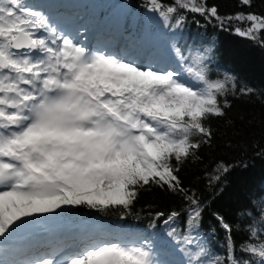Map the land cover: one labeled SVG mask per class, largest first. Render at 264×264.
I'll return each instance as SVG.
<instances>
[{
    "label": "snow or ice",
    "instance_id": "snow-or-ice-1",
    "mask_svg": "<svg viewBox=\"0 0 264 264\" xmlns=\"http://www.w3.org/2000/svg\"><path fill=\"white\" fill-rule=\"evenodd\" d=\"M240 3L250 8L253 0ZM143 7L164 29L199 14L264 48V15L222 16L207 0H144ZM83 31L30 0H0V264H264V195L244 206L239 244L234 226L217 216L226 233L220 253L197 232L204 209L179 175L211 144L208 121L226 115L227 97L253 89L228 73L211 78V47L173 43L162 63L151 51L129 58L89 48ZM228 170L217 165L209 183ZM153 188L187 201L186 231L174 226L180 212L160 211L167 240L99 224L33 238L39 218L65 209H119L123 219Z\"/></svg>",
    "mask_w": 264,
    "mask_h": 264
},
{
    "label": "trees",
    "instance_id": "trees-1",
    "mask_svg": "<svg viewBox=\"0 0 264 264\" xmlns=\"http://www.w3.org/2000/svg\"><path fill=\"white\" fill-rule=\"evenodd\" d=\"M110 1L122 2L128 9L115 15L107 5ZM76 2L80 8H93L105 13L111 25L119 24L127 36L138 40L144 35L153 38L155 41L149 51L154 55L170 52L173 43L181 49L211 47L210 77L222 79L228 73L236 76L239 87L253 89L247 95L237 92L235 96L227 97L231 107L226 110V115L212 117L208 121L212 130L211 144L203 145L199 150L200 159L183 164L179 173L184 187L202 203L204 211L197 232L203 241L216 252L224 251L226 233L217 220V216H222L234 226L233 240L239 244L246 238L247 217L242 215L244 206L264 195V48L240 37L228 25L221 29L215 21L207 23L199 14L186 13L188 19L181 28L164 29L159 18L144 9V0ZM207 3L215 5L222 16L239 11L264 15V0H253L250 8L241 5L240 0H207ZM219 164L228 165L229 170L221 175L218 182L210 184L209 175ZM187 207L182 196L153 188L141 192L133 213L123 219L119 209L100 212L85 207L65 209L60 216H52L64 223L100 221L120 225L149 236L157 233L167 240L165 233L169 226L163 223V218L155 219L156 213L180 212L181 217L174 226L186 231ZM152 223H155V228L149 227ZM157 243L160 246V242Z\"/></svg>",
    "mask_w": 264,
    "mask_h": 264
},
{
    "label": "rangeland",
    "instance_id": "rangeland-1",
    "mask_svg": "<svg viewBox=\"0 0 264 264\" xmlns=\"http://www.w3.org/2000/svg\"><path fill=\"white\" fill-rule=\"evenodd\" d=\"M75 3L72 2V0H56L54 2V0H43V3L44 4H40V1H39V4L36 3L34 1V3H32L33 5L35 6H42L44 10H46L47 12L50 13V9L47 7L48 5L46 4H50V8H55L57 9L58 13L57 15L61 16L64 23H68L69 22V26L68 28L70 30H74L75 28L79 27L80 25H86L87 26V31H83L81 37H80V42L81 43H84L86 46H88L89 48H109L112 44V39L114 38V35L113 33L115 34L116 36V33H117V36H120V40L118 38H116V40H114L115 44L113 45V48L115 50H119V48L123 49V50H128V52L126 53L129 58H131L132 56H140L141 55V51L142 50H138V41L137 44H134L133 46H129L128 45V42H127V38H130L129 36L123 34V35H119L122 33V28L119 30V29H114V28H109L108 26H106L104 23L98 27H96V29L94 31H90L89 30V25L91 24L92 22V18L95 17L94 13L92 12H89L87 10H83L81 12H77V11H74V9H77L75 8V5L77 4V0H73ZM67 3H70V4H67ZM57 5H60V6H57ZM107 5L110 6V8L112 9L113 13L115 15H118L119 13H121V11H123L124 9H128V7L124 4V3H121V2H108ZM78 10V9H77ZM79 11V10H78ZM55 15V16H57ZM108 15V13H107ZM114 16V15H113ZM69 17V18H67ZM118 17V16H116ZM106 23L109 22L110 18L109 16H106ZM111 26V25H110ZM103 27L105 28V30H107V34L105 33H102V35H100V32H102V29ZM104 31V30H103ZM95 32H99L97 34V36L95 37L94 40H98L102 43L98 44L96 41H94L92 43V37H93V33ZM113 32V33H112ZM123 37V41H122V38ZM146 39V38H145ZM89 41H91V43H89ZM155 40L152 38V39H146L144 42V45L146 44L145 46V49L147 50L148 49V46L151 45L153 46V42ZM111 42V44H110ZM106 43H108L109 45H105ZM108 50V49H107ZM163 57L162 59L160 60L162 63L164 62V57L165 55L162 54ZM172 55V53L170 54V56ZM40 219V222L38 224H36L34 226V228L32 229V234H33V238H40L41 236H43L45 234V230H49V231H72L74 230L75 228L73 226H75L74 224H76L77 222L75 223H70V224H67V225H60L61 223H64L62 219H58L56 218V216H48L47 218L46 217H41L39 218ZM48 219V220H46ZM50 219V220H49ZM53 219V220H52ZM45 222L47 223H50L51 224V227H48ZM55 224H58L59 226H54ZM91 224H99V225H103V226H106L108 227V225L104 224V223H91ZM109 228V227H108ZM111 228V227H110ZM157 246H158V243H157Z\"/></svg>",
    "mask_w": 264,
    "mask_h": 264
},
{
    "label": "bare ground",
    "instance_id": "bare-ground-1",
    "mask_svg": "<svg viewBox=\"0 0 264 264\" xmlns=\"http://www.w3.org/2000/svg\"><path fill=\"white\" fill-rule=\"evenodd\" d=\"M119 50H120V48H119Z\"/></svg>",
    "mask_w": 264,
    "mask_h": 264
}]
</instances>
